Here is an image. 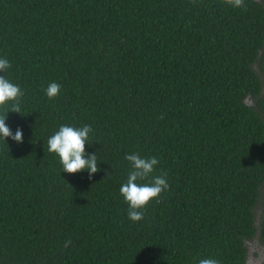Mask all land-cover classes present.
<instances>
[{
    "label": "trees",
    "instance_id": "16d2710c",
    "mask_svg": "<svg viewBox=\"0 0 264 264\" xmlns=\"http://www.w3.org/2000/svg\"><path fill=\"white\" fill-rule=\"evenodd\" d=\"M0 59L23 92L6 120L23 143L0 138V264H255L264 0H0ZM63 125L91 127V179L48 152ZM132 153L170 186L139 222L120 194Z\"/></svg>",
    "mask_w": 264,
    "mask_h": 264
},
{
    "label": "clouds",
    "instance_id": "9594fccd",
    "mask_svg": "<svg viewBox=\"0 0 264 264\" xmlns=\"http://www.w3.org/2000/svg\"><path fill=\"white\" fill-rule=\"evenodd\" d=\"M233 7L244 6L245 0H225ZM11 67L7 59H0V73H6ZM60 85L53 82L46 89L49 99H55L60 93ZM23 96L22 90L11 83L5 75L0 76V109H5V115H0V138H11L17 143H23L22 130L17 129L15 134L6 125L8 114L21 113L20 99ZM9 104L11 107L9 108ZM92 131L88 125L82 128H74L63 125L47 141V150L55 153L60 158L63 172L77 174L83 171L89 173L90 179L100 171L97 163L96 154H88L85 146ZM131 164L132 170L129 172L128 179L120 188V194L129 205L128 217L133 222H139L144 218V210L147 206L157 201L161 195L169 189L166 173L153 176L159 161L155 157L142 158L136 153L128 154L125 157ZM110 173L108 174L109 177ZM149 183H138V181H149ZM198 264H219L215 259H201Z\"/></svg>",
    "mask_w": 264,
    "mask_h": 264
},
{
    "label": "rangeland",
    "instance_id": "374dc122",
    "mask_svg": "<svg viewBox=\"0 0 264 264\" xmlns=\"http://www.w3.org/2000/svg\"><path fill=\"white\" fill-rule=\"evenodd\" d=\"M249 251H250V258L253 259V262H255V264L259 261L258 259V254H260V257H264V250L261 249V245L260 243H253L250 245L249 247Z\"/></svg>",
    "mask_w": 264,
    "mask_h": 264
}]
</instances>
